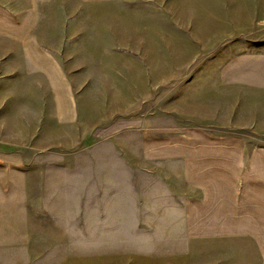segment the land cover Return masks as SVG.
I'll return each instance as SVG.
<instances>
[{
	"label": "rangeland",
	"instance_id": "1",
	"mask_svg": "<svg viewBox=\"0 0 264 264\" xmlns=\"http://www.w3.org/2000/svg\"><path fill=\"white\" fill-rule=\"evenodd\" d=\"M0 31L55 59L73 98L60 120L65 104L0 36V264H258L242 241L84 243L82 221L64 242L42 211L61 180L82 183L73 159L93 141L207 130L264 147V0H0Z\"/></svg>",
	"mask_w": 264,
	"mask_h": 264
},
{
	"label": "crops",
	"instance_id": "2",
	"mask_svg": "<svg viewBox=\"0 0 264 264\" xmlns=\"http://www.w3.org/2000/svg\"><path fill=\"white\" fill-rule=\"evenodd\" d=\"M0 36L13 40L26 66L52 86L58 111L60 102L65 104L66 117L59 113V119H70L73 98L59 63L37 44L47 58L42 54L35 62L24 43L1 31ZM61 79L67 89L58 94ZM84 148L73 159L75 169L83 168L82 183L61 180L51 190L57 193L53 209L42 211L48 212L43 219L50 237L70 242L80 235L77 221H82L83 242L91 244L158 239L202 245L205 251L215 243L242 241L264 264V147L215 139V133L202 130L164 139L131 132Z\"/></svg>",
	"mask_w": 264,
	"mask_h": 264
}]
</instances>
